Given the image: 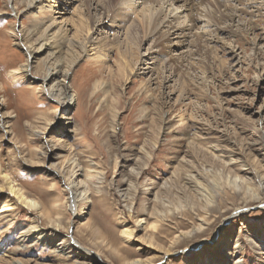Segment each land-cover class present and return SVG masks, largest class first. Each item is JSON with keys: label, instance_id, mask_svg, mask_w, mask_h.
<instances>
[{"label": "rangeland", "instance_id": "1", "mask_svg": "<svg viewBox=\"0 0 264 264\" xmlns=\"http://www.w3.org/2000/svg\"><path fill=\"white\" fill-rule=\"evenodd\" d=\"M14 1L0 0V264H264V0L228 1L230 32L168 35L121 0H42L68 37L89 28L86 50L73 41L30 60L21 27L37 9ZM196 1L175 4L217 20ZM57 59L75 94L64 105L39 84V66ZM70 183L86 198L73 202ZM8 185L38 209L3 211ZM54 219L45 243L18 241L32 220L46 231ZM64 236L69 258L51 250Z\"/></svg>", "mask_w": 264, "mask_h": 264}, {"label": "bare ground", "instance_id": "2", "mask_svg": "<svg viewBox=\"0 0 264 264\" xmlns=\"http://www.w3.org/2000/svg\"><path fill=\"white\" fill-rule=\"evenodd\" d=\"M11 1H13V0H11ZM15 1L19 2V3H23V5H25V7H24L26 9L25 11L32 9V8L34 10L37 9L36 13H34V15L32 14L34 16L33 25L28 26L25 29L23 28L24 26L21 27L22 31H23V33L21 32V35L22 36L25 35V37L20 38L21 39L20 43L23 46V48H24L23 51L25 52V55L28 59L29 58L30 59H37L39 56H41L42 54L47 53V52L51 53V56L53 54L56 55L58 53H59V55H61V53H62V51H64L63 49H65L66 45L73 44V41H75L76 44L78 43L80 48L83 49V51L86 50V34H87V30L89 29L88 27L85 28L86 34H84L81 38H79V39H78V37H76V39L70 38L67 36L68 29L70 28V27L68 28L67 22L61 23L60 25L56 26L55 25L56 22H55L54 17H52V19H47L46 17L45 18L42 17L44 14L45 15L47 14L46 13L47 11L45 10L44 2L42 0H15ZM143 1L144 0H142L141 2H140V0H121L120 6L121 7L123 6L125 8L130 9L135 14H137V16L139 15L140 19L145 18L147 21L146 22L147 28H149L150 31L152 29L159 30V28L166 27L167 29L165 30V35L166 34L167 35L173 34V33L175 34L178 31L181 32V30L184 26L192 27V25H196V24L199 25V27L201 28V31L203 33L207 30L210 31V33H212L211 32L212 29L209 30V27H213V26L215 27V28H213V30L216 31L218 34L219 33H222V34L227 33V32H230V28L223 27L224 26L223 24H222L223 26H220L219 22L220 21L222 22V20H223V23L224 22L227 23V21H228V23L229 22L232 23V20H234V17L236 15V14L232 15L231 10L229 9L230 6L233 4H231L228 7L229 3L227 4V2L230 0H207L208 4L212 3L211 5H214L213 8H216L218 10L219 15H218L216 21L212 20V19H211L212 21L205 20L204 19L205 17L203 18L200 15L201 12L198 9H197L196 13L200 17L197 18L196 14H195L194 17L191 15L192 18H190V16H189L190 10L187 9L186 7H184L183 10H180L181 6H178V4L177 5L175 4L176 0H152V1L149 0V1H151V2H148L149 4L143 3ZM201 1L202 0H197L195 3H198L197 5H199V4H201ZM16 2L14 4H16ZM204 2H206V0ZM232 7H234V5ZM237 7H238V5H237ZM11 8H12V10L15 11L16 15L21 13V11H19L18 8H16L14 5H12ZM244 8L240 9V10H242L240 12L243 13L245 11V10L243 11ZM234 9H237V8H234ZM212 11H214V10H212ZM192 14H193V12H192ZM212 15H213V13H212ZM237 15H238V13H237ZM240 15H239V17H240ZM138 17H136V19ZM214 17H216V16H214ZM145 19H144V21H145ZM180 19H182L181 22H180ZM186 19H187V22H186ZM141 23H142V21H141ZM227 24L225 26H227ZM229 24H228V26H229ZM194 31H196V30H194ZM232 31H233V28H232ZM75 32H78V31H75ZM213 33H215V32H213ZM77 35H79V33ZM65 43H68V44H65ZM67 48H69V47H67ZM58 59L55 61H52L51 63L45 62V63L41 64V66H39L40 70L42 71V75L40 77V83L39 84H40V87L42 90L45 89V91H47V93H49V95H51L58 103H60L61 105H64L66 103L72 102L75 99V94H74V92L70 91L69 87L64 82V79H66V77L68 75V73H67L68 70L67 69L62 70V68H61L62 64L60 62L61 60H58ZM31 65H32V63H29L27 61L26 64H24V66H23V68H24L23 70H29L32 67ZM60 75L62 76L61 79L59 78ZM4 124L5 123L3 122V125ZM68 172H70V171H68ZM66 173H63V174H66ZM67 175H68V173H67ZM73 175H74V173H73ZM62 177H64V175ZM92 178H98V173L96 171H94V175L89 176V179H92ZM187 178H188L187 179L188 182L189 181L191 182V180H196V177L193 173H189ZM68 179H70L69 176H68ZM243 181H244L243 178L241 176L237 175L234 178V180L232 181V183L234 184L236 189H239V188H241V184L243 183ZM197 184L200 185V183H197V181H196L195 187L197 186ZM2 188L3 187H0V190H2ZM68 188H69V192L72 194L73 202H76L80 199L86 198L87 192H86L85 188H83V187L78 188L77 186L74 187V185H72V184L70 186L68 185ZM7 189H8V192L11 194V197L7 196L6 203L2 206L3 211H7V213H10L11 211H13L16 208V206L18 204L19 205L22 204V206H25L27 209H38L39 203L33 197L28 196L21 188H18V187L16 188L13 185H8ZM245 190L248 191V193H250L251 197L254 196L255 193H254V191H252V189L249 186H247V188ZM255 190H256V188H255ZM197 191H198V193H200L201 191H204L203 187L197 186ZM237 211H238V209H237ZM60 226H61L60 220L54 219L52 222H49L45 226V228H47V230L43 231L41 229V227L36 225V223L32 220L31 225L27 229L21 231L20 236L18 238V241L21 243H25V242L30 243L33 241H36V242L39 241V242L45 243L46 241H48V239L52 238L53 236L58 235L57 231L60 228ZM201 226L202 225L199 224L198 227L200 228ZM132 235H133V233H132L131 229L123 228L122 236L124 237L125 241H129L131 239ZM70 237H72V236H70ZM73 240H75V239H73ZM50 241H52V240H50ZM73 242L74 241H72V243ZM24 245H26V244H24ZM52 248L53 249H51V250H53V252L56 251L57 255H63V256L68 257V258L71 256L70 254H72V252H73L71 245L65 236L61 239V241H59L56 244V246H54ZM192 250H195V247H192ZM15 263L20 264L21 262L19 263L18 261H16ZM149 263L150 264L152 263L151 259L142 260L141 258L133 259V260L128 262V264H149Z\"/></svg>", "mask_w": 264, "mask_h": 264}, {"label": "water", "instance_id": "3", "mask_svg": "<svg viewBox=\"0 0 264 264\" xmlns=\"http://www.w3.org/2000/svg\"><path fill=\"white\" fill-rule=\"evenodd\" d=\"M201 245V242L200 243H198V244H196L194 247L196 248L197 246H200Z\"/></svg>", "mask_w": 264, "mask_h": 264}]
</instances>
